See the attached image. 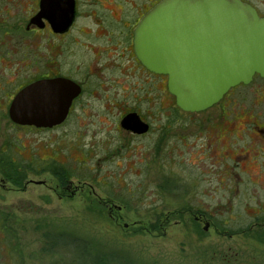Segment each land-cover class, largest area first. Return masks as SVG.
I'll use <instances>...</instances> for the list:
<instances>
[{
  "label": "flooded vegetation",
  "instance_id": "flooded-vegetation-1",
  "mask_svg": "<svg viewBox=\"0 0 264 264\" xmlns=\"http://www.w3.org/2000/svg\"><path fill=\"white\" fill-rule=\"evenodd\" d=\"M162 1L0 0V114H8L18 129L51 133L58 141L68 139L66 128L71 122L76 121L75 127L81 124V114L88 115V119L96 114L101 120V129L115 134L109 153L119 167L114 173L121 171L118 162L126 159L122 174L127 172L147 177L142 182L133 183V192H140V189H143L142 193L149 192L148 205L158 201L156 195L178 194L185 199L181 212L192 213L181 219L206 226L211 225L208 213H194L202 205L196 201L199 178L193 177V173L191 177L184 176L180 170L173 169L179 166L178 162L188 160L191 164L202 157L201 160L211 162L212 166L216 164L223 171L224 179L219 180V187L228 195L257 193L258 211L250 228L258 227V241L264 244V111L257 115L252 113L256 119L248 117L251 113H243L239 107L234 111L235 106L232 107V102L226 99L232 90L243 85L230 90L217 104L204 111L186 112L177 106L176 98L168 88V76L151 71L135 50L138 25ZM256 78L263 83L258 90V105H262L264 76L258 73L254 76ZM41 83H47L48 95H38L33 102L43 105V111L66 112V116L51 126L14 122L10 117L14 100L29 87ZM30 103L32 101L27 98L26 104ZM210 110L213 111L207 115ZM109 114L114 115L113 122L108 121ZM201 114L205 115L204 120H201ZM131 115L139 119L136 128L133 119L126 121ZM79 135L78 140L83 137ZM55 146L54 142L48 147L50 155L42 159L43 165L31 162L34 166L29 170L39 173L42 169L56 180L55 186L42 191L48 196V203L68 199L71 195L67 191L73 186L65 166L67 160H58ZM21 148L26 150L28 147ZM4 159L7 158L2 155L1 161ZM9 160L15 162L13 158ZM4 173L1 172L0 178V199L4 197V190L27 188L24 179L28 175L22 173L28 174V170L23 166H16L11 171L5 169ZM7 176H14L20 184L10 182ZM7 182L12 187L7 184L8 187ZM206 182L208 186L201 193L213 192L211 181ZM27 183L46 184L36 180ZM22 184L25 185L23 188ZM80 186H75L73 195L78 194L76 191L81 190ZM91 191L94 193L91 204L98 202L97 208L104 210L111 221H118L127 228L140 226V223L149 226L150 223L140 221L127 223L122 214L127 206L119 203L114 195L103 197L95 190ZM229 202L228 198L224 204L232 208ZM243 203L250 205L247 201ZM6 209L9 211L5 212ZM39 209L45 207L22 201L8 207L0 202V264L34 261L36 251L23 249L27 236L21 225L50 224L46 220L31 218ZM158 222L165 226L169 219L164 215ZM20 229L22 233L18 235L16 232ZM43 236L45 238V234ZM70 240L65 232L53 236L56 242L67 244ZM53 241L51 245L46 244L45 249L52 250ZM63 248L68 249L64 245ZM7 255L10 256L9 262L5 261Z\"/></svg>",
  "mask_w": 264,
  "mask_h": 264
},
{
  "label": "rangeland",
  "instance_id": "rangeland-1",
  "mask_svg": "<svg viewBox=\"0 0 264 264\" xmlns=\"http://www.w3.org/2000/svg\"><path fill=\"white\" fill-rule=\"evenodd\" d=\"M243 1L252 4L260 14H264V0ZM262 84L258 82V78L253 79L250 84L232 90L226 101L232 102L231 106H235L234 111L239 107L241 112L251 113L248 117L254 116L252 113L257 115L258 112L264 111V103L258 105L260 100L258 90ZM211 111L213 110L206 114L209 115ZM81 116V124L77 127L76 121L71 122L70 127L67 126L68 139L58 141L51 133L18 129L8 114H0V178L1 172L4 173L9 162L28 170V174L22 173L28 175L27 179H24L27 188L4 190V197L0 202L8 207L17 205L19 201L43 205L45 209L35 211L34 217L31 218L50 222L40 226H36V222L34 225H21L25 228L24 233L27 236L24 238L23 249L36 251L34 261L26 264H94L95 261L99 264H114L118 261L131 264H264V244L258 241V227L250 228L258 211L257 193L228 195L219 187L223 171L216 164L212 166L211 162L201 160L202 157L191 164L188 160L178 162L179 166L173 167L175 171L180 170L184 176L189 177L193 173V177L199 178L196 201L202 205L194 213H208L211 221L207 230L204 223L191 224L181 219L190 217L192 213L181 212L185 199L178 194L156 195L155 200L158 201L148 205L149 192L142 193L143 189H140V192H133L135 190L133 183L142 182L147 177L127 172L122 174L126 159L118 162L121 171L114 173L118 165L116 161L111 160L109 153L112 151V139L115 134L113 136V132L101 129V120L96 114L89 119L86 114ZM107 117L110 118L109 122L114 121L113 114ZM204 117L205 115L201 114V120H204ZM106 127L111 129V126ZM79 128L82 130L78 131ZM107 132H110V135H107ZM79 134L83 135L80 140L76 139L80 137ZM54 142L58 160H67L65 166L73 186L67 191V194L71 195L68 199H55L48 203V196L42 191H47V187L52 185L55 186L56 180L41 169L43 166L39 167L41 169L39 173L29 170L33 164L37 166L44 164L42 159L50 155L48 147ZM200 145L199 141L198 147ZM21 146L28 148L25 150ZM2 155L7 158L3 162ZM9 158L15 159V162ZM206 170L209 171L207 175ZM29 180L45 181L46 184L45 186L28 184ZM206 180L211 181L214 187L213 192L208 194L201 193L208 186ZM9 185L7 186L10 187ZM76 185H81V190H77L78 194L73 195ZM24 186L22 184L21 188ZM92 189L103 197L114 195L119 203L127 206L122 213L127 223L140 221L144 224L150 223L149 226L145 227L140 223V226L131 225L127 228L118 221L116 223L111 221L104 210L97 208L98 202L91 204V199L94 198ZM228 198L232 208L224 204ZM246 201L250 203L249 206L243 203ZM54 207L57 210H53ZM8 211L6 209L5 212ZM164 215L168 217L169 222L165 226H160L159 218ZM63 218L68 220L63 222ZM53 223L55 225H52ZM21 231L22 229L16 233L20 235ZM61 232L71 237L67 244L53 241V236L62 234ZM52 241L54 245L52 250L45 249V245H51ZM63 245L68 249L63 248ZM13 254L17 256L16 253ZM9 260L10 256L7 255L5 261Z\"/></svg>",
  "mask_w": 264,
  "mask_h": 264
},
{
  "label": "water",
  "instance_id": "water-1",
  "mask_svg": "<svg viewBox=\"0 0 264 264\" xmlns=\"http://www.w3.org/2000/svg\"><path fill=\"white\" fill-rule=\"evenodd\" d=\"M135 50L151 71L168 75L178 107L199 112L255 74L264 76V17L242 0H163L138 25ZM41 94L48 95L47 83L23 91L12 103L11 119L37 126L61 122L66 112L43 111L33 102ZM130 119L136 128L139 119Z\"/></svg>",
  "mask_w": 264,
  "mask_h": 264
},
{
  "label": "trees",
  "instance_id": "trees-1",
  "mask_svg": "<svg viewBox=\"0 0 264 264\" xmlns=\"http://www.w3.org/2000/svg\"><path fill=\"white\" fill-rule=\"evenodd\" d=\"M12 163H13V162H12ZM5 168L7 169V171H11V170H15V169H16V166H15V165H12V164L9 162V164L6 165ZM10 169H11V170H10ZM7 179H8L10 182L14 183V184H20L19 182H17V179H16L14 176H7ZM82 245H83V243H82ZM83 247H85V246L83 245ZM85 250H86V248H85ZM94 264H99V262L95 261ZM114 264H131V263H126V262H124V261H118V262H115Z\"/></svg>",
  "mask_w": 264,
  "mask_h": 264
}]
</instances>
